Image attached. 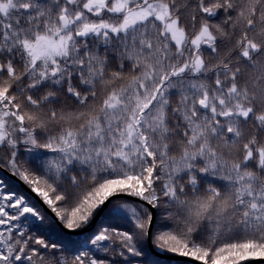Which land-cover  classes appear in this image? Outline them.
<instances>
[{"label":"snow or ice","instance_id":"6c2138e0","mask_svg":"<svg viewBox=\"0 0 264 264\" xmlns=\"http://www.w3.org/2000/svg\"><path fill=\"white\" fill-rule=\"evenodd\" d=\"M0 264H264V0H0Z\"/></svg>","mask_w":264,"mask_h":264}]
</instances>
